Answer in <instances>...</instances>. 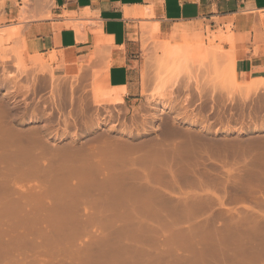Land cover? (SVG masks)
Wrapping results in <instances>:
<instances>
[{"label":"rangeland","instance_id":"rangeland-1","mask_svg":"<svg viewBox=\"0 0 264 264\" xmlns=\"http://www.w3.org/2000/svg\"><path fill=\"white\" fill-rule=\"evenodd\" d=\"M7 31L0 264H264V90L237 82L230 37L190 46L165 84L163 45L144 40L140 95L121 104L97 74L26 61Z\"/></svg>","mask_w":264,"mask_h":264},{"label":"crops","instance_id":"crops-1","mask_svg":"<svg viewBox=\"0 0 264 264\" xmlns=\"http://www.w3.org/2000/svg\"><path fill=\"white\" fill-rule=\"evenodd\" d=\"M0 30L53 75L97 74L98 91L123 89L121 104L140 95L144 40L197 46L210 33L230 37L237 82L264 90V0H0Z\"/></svg>","mask_w":264,"mask_h":264},{"label":"bare ground","instance_id":"bare-ground-1","mask_svg":"<svg viewBox=\"0 0 264 264\" xmlns=\"http://www.w3.org/2000/svg\"><path fill=\"white\" fill-rule=\"evenodd\" d=\"M161 51H162L161 52L162 64L160 65V69L162 70V73L165 75L164 77H162V80H161L162 82L165 81L164 80L165 78L170 79L171 77L173 78V77L177 76L180 73V71L185 70V67H186V64L188 63L187 61H188L189 57H196L197 54L201 53V52L198 53V51H196L195 49H193L192 47H190L188 45L170 46L169 44L163 45V49ZM202 53H203L202 55L204 56V50ZM171 63H173L172 67L169 66V64L171 65ZM173 79H175V78H173ZM166 81L168 82L167 79H166ZM262 81H264V80H262ZM257 82H258V80L255 83L253 81L251 84H249L247 87L248 91H252L253 89L258 88V86H261L260 85L261 83L263 84V82H261V81H260V84H257ZM163 83L165 84L166 82H163ZM161 85H163V84L161 83ZM104 94H108V95L110 94L109 97L110 96L113 97L112 94H114L113 98H105V99L101 98V100L104 102H107L109 100L113 103L114 102L119 103L122 101V99L119 95L120 93L117 94V93L111 91L109 93H103V95H101L100 97H106ZM97 97L98 98H96V99H99V96H97ZM93 98H95V95L93 96Z\"/></svg>","mask_w":264,"mask_h":264}]
</instances>
